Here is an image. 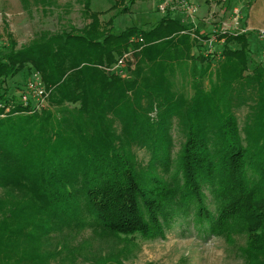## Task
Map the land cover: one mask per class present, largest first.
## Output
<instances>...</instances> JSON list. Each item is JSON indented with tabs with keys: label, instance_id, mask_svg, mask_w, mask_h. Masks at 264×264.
I'll use <instances>...</instances> for the list:
<instances>
[{
	"label": "trees",
	"instance_id": "trees-1",
	"mask_svg": "<svg viewBox=\"0 0 264 264\" xmlns=\"http://www.w3.org/2000/svg\"><path fill=\"white\" fill-rule=\"evenodd\" d=\"M137 1L115 0L107 13L126 14ZM90 6L82 0L89 25L40 32L17 50L12 42L0 58V264L59 262L72 239L66 233L86 229L129 245L164 237L190 207L199 232L245 233L246 259L264 264V67L246 75L247 36H217L228 44L216 80L205 90L199 82L206 71L193 68L186 99L169 85L174 64L212 59L191 55L201 44L191 41L189 27L167 15L149 30L116 33V16L103 24L104 13ZM137 35L143 46L134 44L141 50L133 80L97 68L113 65ZM231 42L238 48L226 47ZM25 68L40 74L55 116L29 114L30 106L2 90ZM250 101L240 130L235 111ZM109 115L123 127L119 136ZM173 125L182 137L174 156ZM134 147L147 151L149 171Z\"/></svg>",
	"mask_w": 264,
	"mask_h": 264
},
{
	"label": "rangeland",
	"instance_id": "rangeland-1",
	"mask_svg": "<svg viewBox=\"0 0 264 264\" xmlns=\"http://www.w3.org/2000/svg\"><path fill=\"white\" fill-rule=\"evenodd\" d=\"M194 6L195 12L186 15L182 12L159 13L156 0H138L129 11L123 15H116L117 11H107L114 5L115 0H91V10L93 12L104 13L99 20L104 24L112 16L114 20V31L121 32L125 28L138 27L142 30H149L154 27L161 18L169 15L178 19L182 24L189 27L187 34L191 41L201 44V50L194 48L191 52L193 57L199 54L204 56L211 54L210 61L200 63L201 58L195 61H185L183 64L175 63L174 77L168 82L172 91L179 97L190 98L195 88V79L191 77L193 68H202L206 75L200 79V85L208 90L211 83L216 80L217 69L223 62L221 56L222 48L228 44L225 38L219 39L217 36L234 39L245 35L248 40V71L250 74L256 66L264 67V0H185ZM82 0H0V58L8 52L13 42L15 49L22 48L33 40L40 32H60L70 27L81 29L89 25L90 20L82 14ZM173 14V15H171ZM184 34V32H181ZM208 39H203V37ZM134 39V40H133ZM133 40L135 43H131ZM130 46L124 51L113 65L97 66L106 75L113 74L123 81L133 80L134 71L137 66L136 54L141 50L134 47V44L143 46V38L139 35L131 37ZM194 44L192 45V47ZM226 47L236 49L238 45L231 42ZM200 50V51H199ZM214 56V57H213ZM119 59H126L127 71L123 76L108 71L115 66ZM195 65V66H194ZM37 75L44 88V95H29L26 93V84ZM8 95H15L19 98L23 106H30L29 114H42L43 112L56 114L55 107L49 102L50 90L46 89L41 76L35 71L25 68L21 73L12 79H8L2 85ZM25 95L32 96L23 100ZM254 102H248L243 107L235 111L239 129L246 123V118L250 113V107ZM55 114V115H54ZM111 116V115H109ZM58 118L62 117L57 115ZM111 118H113L111 116ZM113 130L116 136L122 133V126L114 120ZM177 123V120H174ZM173 138L174 154L179 150L182 142L181 133L177 125L171 129ZM118 144V142H117ZM137 161L146 170H150L149 156L147 151L131 148ZM156 172L159 171L156 169ZM208 195V194H207ZM208 200L211 201L209 195ZM214 203V199L212 198ZM216 203V202H215ZM190 214L177 219L170 230L166 231L164 237L141 240L136 237L132 244H122L111 237H94L91 229H86L76 236L67 234L72 239H68L65 252L60 256V260L52 264H72L84 263L94 264L104 262L108 259H119L121 264H250L246 259V250L249 247L248 235L233 230L228 236L226 234H213V231L206 226L204 233L199 232V225L195 220L193 208ZM215 218V208L210 209ZM214 220V219H213ZM236 226V223L230 224ZM211 231V233L209 232ZM59 242H55L54 245ZM264 245V235L260 244ZM258 245V246H259ZM252 254V253H250Z\"/></svg>",
	"mask_w": 264,
	"mask_h": 264
},
{
	"label": "built area",
	"instance_id": "built-area-1",
	"mask_svg": "<svg viewBox=\"0 0 264 264\" xmlns=\"http://www.w3.org/2000/svg\"><path fill=\"white\" fill-rule=\"evenodd\" d=\"M156 3H157L158 12L162 14L170 11L173 13L182 12L186 15H190L195 12L194 6L185 0H156ZM133 40H131L130 42L135 43ZM125 60L126 59H119V61L115 64V66L110 68L108 71L115 73L119 76H123L127 71ZM26 93L29 95H36L37 93L38 95L36 96L44 95L45 93L44 88L40 82V79H38L37 75L33 76V78H31L27 82ZM29 97L32 96L25 95V98H23V100L26 101V99H28Z\"/></svg>",
	"mask_w": 264,
	"mask_h": 264
}]
</instances>
